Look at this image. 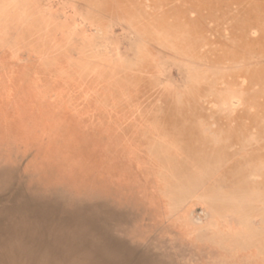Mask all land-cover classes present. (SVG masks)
Wrapping results in <instances>:
<instances>
[{
  "label": "bare ground",
  "instance_id": "6f19581e",
  "mask_svg": "<svg viewBox=\"0 0 264 264\" xmlns=\"http://www.w3.org/2000/svg\"><path fill=\"white\" fill-rule=\"evenodd\" d=\"M39 18L11 21L19 30L0 37V264H261L263 213L248 228L232 199L238 215L219 220L239 227L209 233L214 220L202 226L179 216L183 195L171 187L180 181L159 175L153 183L166 205L154 208L158 193L140 185L149 176L141 158L161 172L170 167L171 150L152 133L162 119L139 112L143 100L128 94L126 82L114 78L110 89L124 94L114 100L100 98L108 88L104 77L87 78L90 87L79 101L91 122L77 115L72 123V106L62 110L50 84L38 91L44 78L68 81L101 70L72 51L63 55L65 43L53 46L54 33ZM129 104L132 113L122 109ZM94 120L103 123V133L94 132ZM255 217L261 228L253 229ZM166 218L179 230L165 229Z\"/></svg>",
  "mask_w": 264,
  "mask_h": 264
},
{
  "label": "rangeland",
  "instance_id": "374dc122",
  "mask_svg": "<svg viewBox=\"0 0 264 264\" xmlns=\"http://www.w3.org/2000/svg\"><path fill=\"white\" fill-rule=\"evenodd\" d=\"M39 16L54 33L53 46L65 43L63 55L72 51L81 63L101 67L68 81L44 78L36 87L41 92L50 84L62 110L72 106V123L79 116L91 122L79 101L90 87L87 78L104 77L108 88L100 98L122 100L120 87L110 89L116 76L129 95L143 100L139 112L162 119L152 133L171 150L172 162L158 172L143 156L140 167L149 176L141 186L156 191L158 175L176 177L180 183L171 189L183 195L178 215L202 226L214 220L209 233L239 227L220 221L236 215L232 199L248 228L252 217L264 214V0H0V37L19 30L14 21ZM122 109L134 111L131 104ZM94 121V132L103 133V123ZM156 193L155 209L166 205ZM252 222L261 228L260 217ZM173 225L163 220L165 229L179 230Z\"/></svg>",
  "mask_w": 264,
  "mask_h": 264
}]
</instances>
